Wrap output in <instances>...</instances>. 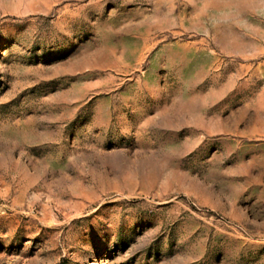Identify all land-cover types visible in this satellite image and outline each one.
<instances>
[{"label":"rangeland","instance_id":"1","mask_svg":"<svg viewBox=\"0 0 264 264\" xmlns=\"http://www.w3.org/2000/svg\"><path fill=\"white\" fill-rule=\"evenodd\" d=\"M0 264H264V0H0Z\"/></svg>","mask_w":264,"mask_h":264}]
</instances>
